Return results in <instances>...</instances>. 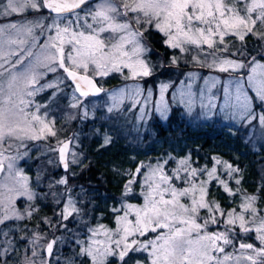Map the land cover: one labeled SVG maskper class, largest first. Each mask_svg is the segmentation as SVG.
I'll return each mask as SVG.
<instances>
[{"label": "snow or ice", "instance_id": "6c2138e0", "mask_svg": "<svg viewBox=\"0 0 264 264\" xmlns=\"http://www.w3.org/2000/svg\"><path fill=\"white\" fill-rule=\"evenodd\" d=\"M17 16L21 19L9 20ZM0 17L8 20L0 23V264H264V194L247 192L243 170L215 156L211 167H197L189 153L171 174L166 171L169 159L141 162L126 173L116 167L117 175L131 178L124 184L119 206L111 208L114 227L89 226L85 217L94 198L82 186L74 196L75 186L70 184L76 175L73 167H88L83 164L86 157L75 149V136L59 138L50 111V102L65 96L67 89L68 107L77 110L66 113L67 119H87L86 98L105 93L111 101L107 114L139 105L143 120L150 88L135 83L110 91L97 77L118 73L125 81H138L179 66L180 55L169 57L167 65L148 58L152 39L158 37L161 44L183 54L185 62L228 74L227 85L235 84V103L226 86L221 110L231 108V119L248 125L258 121L264 129V111L256 110L264 109V0H0ZM245 80L255 97L245 90ZM205 83L215 88L219 78H206ZM170 86L160 83L155 106L164 118ZM42 93H48L43 103L36 100ZM180 95L191 112L195 94L189 91L187 100L183 91ZM215 100L209 96L200 107L211 112L217 107ZM125 101L130 102L127 107ZM29 142H45L43 154L56 156L47 164L66 174L53 179L40 169L33 181L19 166L30 158ZM112 143L113 137L103 133L101 147ZM44 180L49 181L48 191H35L33 183L39 186ZM212 182L239 204L226 210L211 199ZM134 184L140 186L142 203L126 202ZM257 192L264 193V181ZM49 197L55 204L53 216L43 217L30 235L25 225L26 234L17 237L14 222L33 219L38 201ZM73 223L86 229L83 238L80 228L69 227ZM19 240L27 242L23 255L13 261ZM64 247L73 248L71 254L65 255Z\"/></svg>", "mask_w": 264, "mask_h": 264}, {"label": "trees", "instance_id": "16d2710c", "mask_svg": "<svg viewBox=\"0 0 264 264\" xmlns=\"http://www.w3.org/2000/svg\"><path fill=\"white\" fill-rule=\"evenodd\" d=\"M249 42L251 43V41ZM152 43L155 48L162 51L155 38L152 39ZM163 51L167 55V49ZM122 77V75L114 73L106 79L103 85L106 88H113L123 81ZM51 78H53V74H49V79ZM65 91V96L57 97L55 103L50 102V111L56 119V127L60 130L59 138L65 139L70 133H77L86 157L84 165L88 167L79 172L75 170L77 184L73 185L75 186L73 195L78 197L82 186L88 190L89 197L94 198L92 204L89 205L92 211L88 217H85L89 226L103 223L114 227L111 208L119 206L124 184L127 179L131 178L123 174L117 175L114 171L116 167L120 168L121 173H126L134 171L141 162L148 165L155 164L157 160L169 159L166 171L171 174V170L177 166V161L189 153H191L192 160L196 162L193 166L197 167L204 165L211 167L213 163L211 158L214 156L238 165L243 170L242 187L249 193L264 194L257 192L261 182L264 181V129L261 128L258 121H253L251 125H248L243 122L238 124L219 118L199 117V119H194L177 103L171 106V113L166 120L155 115L151 117L148 127H145L146 130L144 125L136 126V120L132 115L127 117L121 115L112 120L98 117L93 120L90 118L75 119L66 130L68 122L66 113L72 112V110L68 107L71 102L70 93L67 89ZM47 96L48 93H42L36 97V100L43 103L47 101ZM256 110L257 112L264 111L259 107ZM99 114L100 111H97L96 116ZM103 133H109L113 137V143L102 148ZM44 143L40 142L41 146ZM36 162L38 163L39 159H36ZM62 170L61 168L60 172ZM58 173L59 171H55L53 174L55 176ZM30 176L34 178L33 173H30ZM205 178L199 177L198 179ZM138 179L142 182V177H138ZM175 183L177 186H185L181 181H175ZM230 183L234 185V180ZM33 188L40 193L48 191L47 183L45 187L41 188L33 184ZM139 192V184H134L133 193L130 194L126 202L142 203ZM209 194L211 199L217 200L226 210L236 207L240 202L239 199H236L234 203V198L225 193L216 182L209 185ZM257 203L259 205L260 201ZM38 205L39 211L34 214V218L25 221L32 230L36 228L43 217H52L55 210V204L51 197L48 200L38 201ZM69 227L73 230L80 228V238L86 235V229L75 223L70 224ZM27 234L30 235L31 232L28 231ZM56 234L60 235V233ZM49 238L51 237L49 236ZM26 242V240H20L19 244L24 248ZM248 242H252V240L249 239ZM66 250L68 251L65 255H69L73 248L68 247Z\"/></svg>", "mask_w": 264, "mask_h": 264}, {"label": "rangeland", "instance_id": "374dc122", "mask_svg": "<svg viewBox=\"0 0 264 264\" xmlns=\"http://www.w3.org/2000/svg\"><path fill=\"white\" fill-rule=\"evenodd\" d=\"M83 15V13H82ZM28 19H31L32 16H28ZM11 19H21V17H12L9 18V20ZM8 20H5L4 18L0 17V23H7ZM91 22V21H89ZM47 35V33L45 34V36ZM45 36H42L40 38V43H43ZM157 40L158 45L161 47L162 51L158 50L157 48H155L154 44L151 43L150 47L152 48V51L150 53H148V58L151 59V61L153 63L159 64L161 61H164V63L167 65V60L169 57H171L172 55H180L181 56V63L179 64V66H169V67H165L164 69H161L159 71L156 72V74L152 77H147V78H143L141 80L138 81H132V80H128L125 81L123 79V81L113 87V88H106L103 83L106 81V79H108L109 77H105L103 79L97 77V80L100 81V85L103 86L105 89L110 90V91H116L118 89L124 88L125 85H128L129 87L133 86L135 83H139L143 88L145 89H151L152 90V97H151V102L149 103V105L147 106V112L148 114L145 115L144 119L141 120L139 117L141 115V113L139 112V105L137 106L136 109H132L130 111H123V112H117V113H112V114H107L106 113V107L108 104L111 103V101L109 100L108 96L103 93L101 96L96 97L95 99H87L89 101V108H90V112H89V117L90 119H95L96 117L98 118H102V119H106V120H112L113 118H118L121 115L124 117H127L128 115H132V117L135 118L136 120V126L137 127H141L142 125H144V129L146 130V128L149 125V122L151 121V117L155 116H159L160 119L162 120H166L168 118V116L171 113V106H173V104H177L179 103L183 110L186 111V113L188 115H192L194 119H199V117L202 118H219V119H223L224 121H229V122H237L238 124L242 123V121H240L238 118L237 119H231L230 116L232 114V112L234 111L231 108L228 109H224L221 110L224 104V93H223V89L224 87H229L231 92H232V103H235V84L233 83L232 85H227V80L229 79L228 74L225 73H219L217 71L214 70H210L206 67L202 68L199 65H196L194 63L191 62H185L184 58H183V54H180L178 52V50H173V49H169L167 48L165 45L161 44L159 42V38L156 37L155 38ZM167 49V55H165V52L163 50ZM37 49H34V51H36ZM188 73H194L195 75H193L192 77H189L187 74ZM114 74V73H113ZM113 74H111L110 76H112ZM211 77H218L219 78V83L217 84V86L215 88H211L210 84H206L205 83V79L208 78L210 79ZM161 82L164 83H169L171 86L169 87L168 91L165 93V100L168 103L169 106V111L166 114V118L161 117L160 113L157 112L155 110V106H156V102L159 100V85ZM244 88L245 90L248 92V94L250 96L255 97V93L254 91L251 89V87L247 84V81L245 80L244 82ZM189 85H191V87L189 88ZM210 89V91H209ZM185 93L184 99L187 100L188 99V92L191 91L192 93L195 94V104L193 107V110L191 112H189L187 110V108L185 107V105L183 103H181V92ZM209 96H214L216 97L215 103L217 105V107L215 109H213L211 112H209V110L207 108H201L200 104L201 102H203L204 104L208 103V97ZM71 101V100H70ZM129 101H125V105L124 107H127L129 105ZM255 103H258V101H256ZM94 105V107H93ZM72 114H76L77 110L76 109H71ZM100 111V114L98 116H96V112ZM259 112V111H258ZM69 113V112H67ZM67 117V116H66ZM111 117V118H108ZM67 125H66V130H68V125H70L71 122H73L75 119H67ZM81 120V119H80ZM146 127V128H145ZM137 129V128H136ZM138 130V129H137ZM139 130H143V129H139ZM76 137L77 139L74 141V146L75 149L79 152H82V148H81V144L78 140V134L77 133H70L67 137H65V139L71 138V137ZM63 140V139H62ZM53 146L55 145V141H52ZM29 147L31 149L30 151V158H26V160L20 161L19 162V166L24 168L26 173L30 176V173L34 174V178L33 181H35V177H36V173L38 170L40 169H45L47 171V173L51 174V178L53 179H59L61 176H64L66 173L62 170V172H60L61 168H52L50 165L47 164V159L51 158L53 160L56 159L55 154H49L47 157L43 154L44 153V147L41 146L40 142L36 143V142H29ZM84 155V153H83ZM85 157V156H84ZM39 159V162L35 163V160ZM85 159L83 160V164L85 163ZM75 170L82 171V169L80 167H73V171L75 172ZM55 171H59V173L57 175L54 176V172ZM77 173V172H75ZM75 177H71L70 178V184L73 186L74 184H77ZM48 180H44L43 183L39 186L36 185V187H45L46 183L48 184ZM35 191H37L36 189H34ZM61 191H63V186H61ZM39 192V191H37ZM23 199V198H22ZM27 220V219H26ZM15 221V227L17 229L16 232V236L19 237L22 234H25V231L23 230L25 228V221ZM12 223V222H9ZM31 232L32 228L29 227L27 225V232ZM20 243V240H19ZM18 247L20 249V251L17 253V255L12 257L13 261H17L24 252V248L18 244ZM68 247H65V249L63 248V253L65 254L66 250Z\"/></svg>", "mask_w": 264, "mask_h": 264}, {"label": "water", "instance_id": "95a60500", "mask_svg": "<svg viewBox=\"0 0 264 264\" xmlns=\"http://www.w3.org/2000/svg\"><path fill=\"white\" fill-rule=\"evenodd\" d=\"M90 2L91 3H94V2H97V0H90ZM103 93H100L99 95H97V96H93V97H99V96H101Z\"/></svg>", "mask_w": 264, "mask_h": 264}, {"label": "flooded vegetation", "instance_id": "af4514ba", "mask_svg": "<svg viewBox=\"0 0 264 264\" xmlns=\"http://www.w3.org/2000/svg\"><path fill=\"white\" fill-rule=\"evenodd\" d=\"M64 171V170H63Z\"/></svg>", "mask_w": 264, "mask_h": 264}]
</instances>
